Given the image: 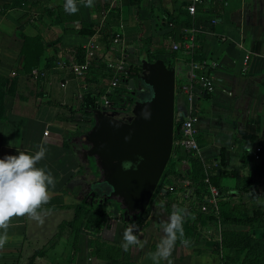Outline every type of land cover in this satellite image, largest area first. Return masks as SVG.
<instances>
[{"label": "crops", "instance_id": "1", "mask_svg": "<svg viewBox=\"0 0 264 264\" xmlns=\"http://www.w3.org/2000/svg\"><path fill=\"white\" fill-rule=\"evenodd\" d=\"M10 1L0 0V5ZM65 2L28 0L26 6L0 13V158L19 151L31 155L43 145L47 152L37 167L50 171L57 181L49 188L51 199L44 209L50 211L42 224L27 216L12 220L0 264H153L148 254L156 251L163 235L160 224L169 217L162 207L165 197L150 204L140 222L129 223L136 225L143 248L122 249L126 225L117 216L109 215L107 227L97 233L83 229L80 217L73 220L82 197H74L79 187L72 180H78L82 168L68 143L70 129L79 121L84 94L91 91L98 99L107 78L98 63L81 78L59 64L74 58L76 49L81 53L88 41L103 63L117 58L133 62L144 48L171 63L178 118L186 102L177 88L187 80L189 61L171 45L182 43L184 27H196L193 70L209 75L212 87L194 103L195 156L212 168L216 185L230 202L245 205L261 199L264 205V0H205L193 15L187 14L185 0H94L91 8L76 0L75 14L65 11ZM108 12L115 16L110 36L121 33L122 51L99 32ZM175 150L179 170L186 156L177 146ZM175 195L178 203L170 206L188 211L182 193ZM156 208L162 214L155 219ZM207 225L197 224L187 245L176 243L173 264H219L212 247L195 238Z\"/></svg>", "mask_w": 264, "mask_h": 264}, {"label": "water", "instance_id": "2", "mask_svg": "<svg viewBox=\"0 0 264 264\" xmlns=\"http://www.w3.org/2000/svg\"><path fill=\"white\" fill-rule=\"evenodd\" d=\"M133 63L138 72L127 80L129 101L113 107L97 100L94 108L76 117L79 121L70 129L86 146L72 149L76 160L82 163L90 157L92 170L98 168L94 176L82 173L72 180L79 187L74 197H82L84 204L111 203L123 223L135 222L152 198L159 202L165 193L164 188L156 194L154 190L171 153L175 118L173 67L160 58L149 61L143 53ZM136 84L147 89L146 98L135 95ZM119 112L127 115L119 116ZM124 162L132 167L124 170Z\"/></svg>", "mask_w": 264, "mask_h": 264}, {"label": "trees", "instance_id": "3", "mask_svg": "<svg viewBox=\"0 0 264 264\" xmlns=\"http://www.w3.org/2000/svg\"><path fill=\"white\" fill-rule=\"evenodd\" d=\"M28 0H11L9 3H3L0 5V13H2L5 9L14 7V6H26ZM114 14L107 13L105 14L102 24L99 28V32L103 34L105 39L108 38L110 40V27L109 25L114 22ZM142 53L147 57L149 61L154 60L155 58H160L166 64V66H171L166 59H164L159 54L153 55L149 52L147 48L141 50ZM75 58L81 59L83 51L80 53L78 49L74 51ZM123 59V69L115 74L116 77V86L112 93L108 95L109 104L113 107L121 106L123 103H127L129 101L128 90H127V80L132 78L138 72V67L132 61H128ZM98 63V64H97ZM94 64H97V68H100L103 71V76L109 78L112 72L107 68L106 63L100 62L97 58H93L91 60V64L88 67L87 72L90 67ZM94 94V93H92ZM95 95V94H94ZM91 95V91L86 92L83 96V101L79 107V112L84 113L86 109H92L96 106L97 98L96 96ZM2 96L3 92L0 91V117L2 113ZM179 125V120L177 117L174 118L173 122V140L178 137V133L176 132L177 127ZM185 164L182 165L179 170L177 168V163L180 160L178 156L175 146H172L170 156L166 162V165L162 171L159 182L154 190V194L159 192L160 188L165 189V193L162 194V198H166V203L162 205V207L169 211L171 203H178L176 199L175 193L177 191L181 192L184 200L187 201L188 213L191 215L185 217V221L183 224L184 237L183 239H188L193 230L196 229L197 224L203 225L208 222L214 221V215L212 212L211 206L207 203V196L209 195L208 186H213L217 191V213L221 218V221L224 222H239L238 217L234 215V211L240 210V212L245 211V205L238 202L232 203L228 199V195L225 191L221 190L213 179L212 168L206 165L203 161L198 160L195 154H186L185 155ZM185 181V182H183ZM248 185H251L248 184ZM246 185V186H248ZM153 194V195H154ZM161 198V199H162ZM154 201V203H160ZM153 198L149 201L144 213L140 218H138L135 222H140L149 211V206L152 203ZM204 206L205 210H201L200 207ZM74 216L73 220L80 217V224L83 229H88L91 233L99 232L101 227H107L108 216L112 215L106 209L104 205H96V204H78L74 208ZM118 214H114L117 216ZM262 215V211L252 210L251 215L249 217H245V219L249 220H257L258 217ZM261 220H259L260 222ZM126 228L131 225L129 223H125ZM137 231V227H136ZM176 243H180V239L177 240ZM219 246L221 248H225L228 250H238L244 251L246 255H254L264 250V238H254L253 235L249 232H237L234 230H225L222 232ZM221 260V259H220ZM235 262L236 260H231ZM101 264H131L127 261L121 260H108Z\"/></svg>", "mask_w": 264, "mask_h": 264}, {"label": "clouds", "instance_id": "4", "mask_svg": "<svg viewBox=\"0 0 264 264\" xmlns=\"http://www.w3.org/2000/svg\"><path fill=\"white\" fill-rule=\"evenodd\" d=\"M84 6L93 7L94 0H83ZM64 9L69 14L78 12L76 0H66ZM47 149L40 145L34 154L24 151L16 155H6L0 158V249L8 243L10 237L8 229L14 218L27 216L29 219L43 223L48 209H44L51 199L49 188H55L57 183L52 173L37 164L44 159ZM139 159H143L140 157ZM130 162H124L122 168L128 170ZM191 215L186 208H175L167 221L160 224L163 232L156 245V251L148 256L153 264H160L161 260L173 264L170 259L178 239L184 245L188 244L184 237L183 224L185 217ZM136 225H129L123 232L122 249L127 252L130 247L143 248L145 242L135 234Z\"/></svg>", "mask_w": 264, "mask_h": 264}, {"label": "built area", "instance_id": "5", "mask_svg": "<svg viewBox=\"0 0 264 264\" xmlns=\"http://www.w3.org/2000/svg\"><path fill=\"white\" fill-rule=\"evenodd\" d=\"M205 0H185V10L187 14L193 15L195 8L198 4L203 3ZM104 15L102 16V19ZM211 22H214L212 19ZM197 28L193 25L189 27H184L182 29V43L172 44L171 48L173 50H178L183 53L188 58V70H187V80L181 83L177 90L181 92L185 98L186 108L185 113L181 114L178 118L179 125L176 132L179 134L176 139H172V146H177L184 154H195L198 149V145L195 140V122L197 121V112L195 110L196 99L205 94L212 87L211 77L202 71L194 72L193 68L196 66L193 64L191 58L195 52V34ZM110 42L112 44L118 45V50L122 51L123 40L121 38V33L114 32L110 36ZM95 58L94 45L91 41H88L83 50L81 59H76L75 57L67 58L62 60L59 64L66 71L70 72L73 76L81 78L85 75L88 70L91 60ZM107 68L112 72L111 76L100 86V91L98 93V98H100V103L104 106L108 105V95L113 92L116 86L115 74L123 69V59L117 58L112 62L106 63ZM34 74H42L40 71H33ZM98 100V99H97ZM174 133V129H173ZM259 148H255L258 151ZM254 157H257L255 154ZM185 182V181H184ZM209 195L207 196V203L211 206L213 214L217 213L216 201H217V191L213 186H208ZM185 197V194L182 195ZM173 208H176V204H173ZM201 210H205L204 206L200 207ZM219 264H223L220 262Z\"/></svg>", "mask_w": 264, "mask_h": 264}, {"label": "rangeland", "instance_id": "6", "mask_svg": "<svg viewBox=\"0 0 264 264\" xmlns=\"http://www.w3.org/2000/svg\"><path fill=\"white\" fill-rule=\"evenodd\" d=\"M135 95H143V98L148 96L147 89L142 88L138 84L135 85ZM100 102V98H98ZM96 182L94 181L92 184L94 185ZM94 188L98 191V187L94 186ZM154 203V202H152ZM151 203V205H152ZM155 205V204H154ZM112 206L111 203H106V209ZM262 206V207H259ZM245 211L240 212V210L234 211V215L237 216L239 222H222L218 213L214 215V221L208 222V225L205 226L201 233L197 232L195 238L201 241H204V244H207L209 247L218 254V257L221 259L219 261L223 264H264V250L254 255H246L244 251L238 250H228L225 248H221L219 246L220 237L223 231L225 230H234L237 232H250L254 238H264V205L262 204V200L258 201H250V203L245 202ZM175 208L170 206V210H165L166 214L172 213ZM262 211V215L258 217L257 220L251 221L245 219V217H249L251 215L252 210ZM162 214L157 208L153 210V217L156 219L158 214ZM148 214V212H147ZM146 217V216H145ZM259 220H261L259 222ZM235 259V262L231 260Z\"/></svg>", "mask_w": 264, "mask_h": 264}, {"label": "flooded vegetation", "instance_id": "7", "mask_svg": "<svg viewBox=\"0 0 264 264\" xmlns=\"http://www.w3.org/2000/svg\"><path fill=\"white\" fill-rule=\"evenodd\" d=\"M125 108L127 110L129 108V106L126 105ZM123 115H127V113L119 112V116H123ZM68 143H69V146L72 147V149H81V150L86 149V146L80 141L77 133H74V134L71 133V135L68 138ZM78 156L80 158L81 153L78 154ZM90 162H93V159L88 157L85 161H82V163H81L82 173H84V174L87 173V177L94 176L98 170V168H95V167L92 170V164ZM106 203L107 202L101 203V205H104L106 207ZM107 210L110 212V214L114 215L117 213L118 214L117 217L119 216V211L115 210L112 206H110L109 209H107Z\"/></svg>", "mask_w": 264, "mask_h": 264}]
</instances>
